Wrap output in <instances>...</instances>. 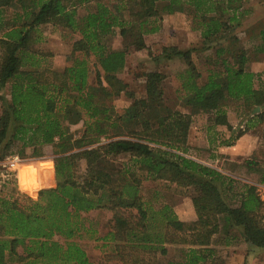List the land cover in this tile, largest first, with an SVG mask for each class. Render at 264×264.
<instances>
[{
  "label": "trees",
  "instance_id": "trees-1",
  "mask_svg": "<svg viewBox=\"0 0 264 264\" xmlns=\"http://www.w3.org/2000/svg\"><path fill=\"white\" fill-rule=\"evenodd\" d=\"M246 1L0 0V159L16 150L23 155L25 147L39 155L37 147L50 144L61 153L53 159L56 183L39 189L35 198L20 201L0 192V264H91L77 242L61 244L53 235L73 237L80 229L78 213L101 209L111 213L101 238L113 244L105 255L109 264H224L209 246L221 217L225 229L238 228L250 246L264 248V201L256 185L244 182L235 191L237 181L190 156L187 143L194 114L212 113L213 125H227L222 105L229 97L242 99L257 122L264 120V85L255 86L254 74L246 70L247 51L221 55L217 39H236L231 30ZM160 3L168 12L187 7L200 29V46H164L153 58L186 63L174 90L186 113L166 103L162 71L141 74L144 94L139 97L117 76L128 50L146 48L144 35L161 30ZM41 24L58 25L76 36L65 67H48L47 56L32 49V33ZM116 34L121 48L110 45ZM261 34L264 42V30ZM212 47L216 65L204 74L192 56ZM89 60L96 66L95 84L89 82ZM121 94L131 103L112 115L103 101ZM12 122L14 131L4 145ZM79 122L85 128L72 139L68 130ZM123 126L129 138L118 130ZM237 131L225 145L245 129ZM121 154L129 157L120 168L103 166ZM43 168L38 188L52 176L50 165ZM258 170V183L264 185V163ZM146 180L190 188L194 214L179 218L171 205L144 199L141 183ZM7 183L3 179L2 188ZM168 245L179 246L178 256L164 259Z\"/></svg>",
  "mask_w": 264,
  "mask_h": 264
},
{
  "label": "rangeland",
  "instance_id": "rangeland-1",
  "mask_svg": "<svg viewBox=\"0 0 264 264\" xmlns=\"http://www.w3.org/2000/svg\"><path fill=\"white\" fill-rule=\"evenodd\" d=\"M162 4L160 3L158 6L162 13L161 30L153 34L144 35L146 48L135 49L131 47L128 50L125 66L117 72V76L126 82L128 88L139 97L144 94V80L141 74L154 69L162 71L165 75L163 90L166 103L171 105L172 108L186 113L187 111L176 98L174 91L175 87L179 84L178 75L186 68V63L178 58L169 61L155 60L153 58L160 53L164 46L174 45L182 50L200 46V29L196 27L192 19V12L187 7L183 11L168 12ZM5 15L7 18H10L12 11L7 9ZM238 20L239 24L231 30L232 34L236 36L235 40L221 39L222 37H218L219 35L217 34L212 41L217 37V39L221 40V48L223 49L221 55L229 52V50L244 48L248 54L245 68L254 74V85H264V42H262L263 36L261 34V31L264 30V0H247L240 10ZM1 34L2 32H0ZM32 35L34 40L36 38V41L32 42L31 47L33 50L47 56L45 64L47 63L48 67L61 69L70 63L67 55L71 50L72 39L76 36H73L58 25L52 24L39 25ZM110 45L112 48H121L123 45L121 37L118 34L113 36L110 40ZM214 50L212 47L206 51H199L193 54L192 57L196 69L205 74L208 68L216 65L213 62L217 58L213 52ZM89 66L91 69L89 82L95 84L94 70L96 66L93 65L91 60H89ZM103 84L106 85L105 82ZM3 92L5 94L7 91L4 90ZM103 102L111 107L110 113L112 115H118L130 105L131 99L121 94L117 98H107ZM223 103L222 107L225 114V108H227L229 110L227 112L234 118L233 124H238L236 126L237 129H232V131L225 130L219 125H213V120L211 119L212 113H197L191 117L187 143L190 147V156L193 158L197 157L200 162L231 176L237 181V183H234V189L238 191L244 182L258 183V169L264 163V120L260 122L255 121V124H253L254 121L252 120L254 119L252 116L254 114L242 99H232L229 97ZM248 122L253 124L249 129L246 126ZM13 128L14 123L12 122L9 132L3 141L4 145H6L5 142L9 140L11 133L14 131ZM84 128L85 124L79 122L70 126L68 134L72 135V139L78 138L81 136ZM238 128L241 130L245 129V131L251 129L257 138V147L252 150L249 158L233 160L230 159L231 153L225 150L224 143L226 140H232L231 138L238 132ZM118 130H122L124 138H129L126 136L129 133L127 134L124 131V126ZM113 132L115 131H112V129L109 131V133ZM37 148L38 152H40L39 155H30L32 147H25L23 155L17 153L16 150L0 159V168H2L0 169V192L10 194L8 196L10 198L18 197L20 201H24L26 199L24 196L35 198L39 189L51 187L56 183L53 159L61 155L58 152V147L50 144ZM75 150L72 149L71 151ZM14 157H17L16 160ZM128 157L129 155L127 154H121L103 161L102 164L109 169L111 167L120 168L123 163L128 161ZM252 160L258 162V165L246 163V161ZM47 165L51 167L52 176L50 179H47L44 186L38 188L45 173L43 167ZM80 165L83 168L84 161H81ZM3 179L8 181L7 186L4 188H2ZM256 188L259 196L264 198V186L257 185ZM141 195L156 206L160 203L171 205L174 213L179 218H188L194 214L191 202L192 190L190 188L180 187L163 181L155 183L146 180L141 183ZM262 212H264V207ZM110 217L111 213L107 210L81 211L77 216L80 229L74 236L66 239L56 234L53 235V239L61 244L65 240L77 242L84 249L91 264H109L105 260V255L112 250L113 244L111 242L107 243L101 238L109 230ZM224 224L225 226L222 228ZM226 226L227 222L221 217L220 227L223 232ZM211 246L216 251L215 259L218 261L221 258L224 264H264V248L260 247L253 251L251 257L245 256L244 253L248 252V248L251 246L244 243L238 232H235V236L230 239L229 244H225L224 237L217 235ZM18 251H22L21 247H18ZM178 254L179 246L168 245V255L164 259L169 257L175 258Z\"/></svg>",
  "mask_w": 264,
  "mask_h": 264
},
{
  "label": "crops",
  "instance_id": "crops-1",
  "mask_svg": "<svg viewBox=\"0 0 264 264\" xmlns=\"http://www.w3.org/2000/svg\"><path fill=\"white\" fill-rule=\"evenodd\" d=\"M249 72H251V71L249 70ZM225 110H226L227 125H225V124H217V125H219L221 128H223L225 130L228 129V130H231L232 131V129H234V130L237 129L236 126H238V124L237 125L236 124H233L234 118L231 117V115L227 112V111H229L227 108H225ZM254 113H256V112H254ZM253 119H254V120H252V121H254L253 124H255V121H257V119L254 118V117H253ZM258 122H260V121H258ZM239 124H241V123H239ZM253 124L251 122H248V124L246 125L247 126V129H249L250 127H252ZM224 146H225L224 147L225 150H227L228 152L231 153V155H230L231 158L230 159H233V160H237L239 158H242V159L243 158H246L247 159V158H249L250 153H252V150L257 147V138L253 134V131L250 129L248 131H244V133L240 137H238L234 141V143L232 145H224ZM250 183L251 184H254L256 186L257 185L264 186L263 184H259V183H255V182H250ZM260 198H261V200L264 201V198L263 197H260ZM224 226H225V224L222 225V228ZM239 231L240 230L238 228H235V229L230 230V231L227 230V229H225L224 232H223L221 230V227H220L219 232L217 234L213 235L212 242L214 241V239H215V237L217 235H221V237H224L225 244H229L230 243V239L235 236V232L236 233L238 232V234L241 236V234H240ZM242 240L244 241L243 238H242ZM212 242L209 245L210 247H212L211 246L212 245ZM244 243L249 246V244L247 242L244 241ZM259 248L260 247H253V246H251V247L248 248L249 249L248 252L244 253V255L245 256H248V257H251V255L253 254V251H255L256 249H259Z\"/></svg>",
  "mask_w": 264,
  "mask_h": 264
},
{
  "label": "built area",
  "instance_id": "built-area-1",
  "mask_svg": "<svg viewBox=\"0 0 264 264\" xmlns=\"http://www.w3.org/2000/svg\"><path fill=\"white\" fill-rule=\"evenodd\" d=\"M17 157H14V159L16 160Z\"/></svg>",
  "mask_w": 264,
  "mask_h": 264
}]
</instances>
